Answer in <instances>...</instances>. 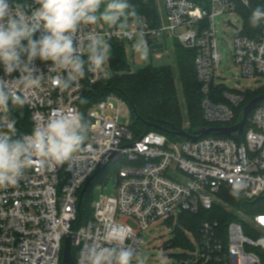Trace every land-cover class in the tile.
I'll return each instance as SVG.
<instances>
[{
	"label": "built area",
	"instance_id": "obj_1",
	"mask_svg": "<svg viewBox=\"0 0 264 264\" xmlns=\"http://www.w3.org/2000/svg\"><path fill=\"white\" fill-rule=\"evenodd\" d=\"M251 2L245 5L243 0H164L166 14L159 25L140 16L129 21L127 36L100 25V21L85 30L100 33L108 43H133L138 34L148 41L169 34L185 48L193 49L204 118L210 124L228 127L234 125L231 122L236 107L246 91L226 89L216 80L223 56L218 49L215 21L226 13L241 17L238 22L228 19L237 28L226 20L227 27L236 31L235 63L245 77H264V22L253 37L246 33L250 26L243 11L252 10ZM34 66L37 73L46 75L50 62L36 60ZM18 76V72L6 76L0 68L4 79ZM99 80H81L71 92L47 83L24 90L31 128L23 131L16 123L17 137L30 133L34 125L58 110L81 113L86 85H95ZM113 97L118 105L124 102L112 93L88 108V137L72 160L44 168L34 163L16 186L0 188V264H66L63 253L68 237L72 238V249L78 251V264L83 248L104 243L103 234L109 223L128 226L131 237L127 243L142 254L146 242L143 233L151 224L160 219L168 222L178 212L198 214L224 205L226 201L220 195L223 189L241 194L249 202L256 200L254 204L264 199V103L249 115L250 126L247 129L246 125L241 143L233 137L210 135H201L197 141H171L154 131L136 138L130 127L120 124L119 108L113 104V114L105 113ZM13 116L19 122L14 111ZM124 157L128 160L118 169L115 195H102L101 201L93 203L94 216L75 227L78 200L87 179ZM234 212L236 216L225 230L219 219L204 221L198 254L192 253L195 264H264V212Z\"/></svg>",
	"mask_w": 264,
	"mask_h": 264
},
{
	"label": "clouds",
	"instance_id": "obj_2",
	"mask_svg": "<svg viewBox=\"0 0 264 264\" xmlns=\"http://www.w3.org/2000/svg\"><path fill=\"white\" fill-rule=\"evenodd\" d=\"M126 20H138L129 0H0V68L6 76L19 73L12 80L0 77V188L16 186L34 163L63 165L80 152L89 125L78 111L58 110L19 137L13 111L28 103L26 89L47 83L71 92L86 78L107 79L111 45L85 29L102 21L127 36ZM261 22L264 8L257 6L249 23L257 27ZM36 60L50 62L46 75L37 73ZM130 237L128 226L107 224L104 243L83 248L78 264H146L145 256L127 243ZM157 259L162 264L164 254Z\"/></svg>",
	"mask_w": 264,
	"mask_h": 264
},
{
	"label": "trees",
	"instance_id": "obj_3",
	"mask_svg": "<svg viewBox=\"0 0 264 264\" xmlns=\"http://www.w3.org/2000/svg\"><path fill=\"white\" fill-rule=\"evenodd\" d=\"M129 2L136 7L138 17H145L153 25L160 24L161 14L157 11L155 0H129ZM257 6L264 8V0H252V10L245 9L243 11L246 22L250 26L246 33L252 37L259 26H251L249 19L253 9ZM109 44L111 45L110 67L115 71L125 72V75L117 76L114 74L109 79L99 80L95 85H86L87 87L82 98L86 102L80 104V111L85 120L88 108L114 93L123 99L124 102L126 101L130 104L131 111L133 112V124L129 127L136 138L141 137L146 132L154 131L164 134L171 141L183 139L172 133L165 132L159 126L161 125V121H165L176 125L179 129H183V111L181 110L180 103V95H182L186 99V109L188 110L190 124V126L183 130H187L191 134H197L201 128L223 126V124L218 123L210 124L204 118L201 82L197 78V69L195 67L196 52L193 49L185 48L180 43H175L173 64L164 66L147 65L136 72H132L128 69L129 63L125 52V43L110 40ZM245 93L244 100L236 107L235 118L231 122L233 124L239 123L242 120L243 109L252 99L256 98V96L264 95V91L262 90L252 93L246 91ZM14 114L16 117H19V122L17 123L21 129L23 131L30 130L31 124L26 108L16 109L14 110ZM249 126L250 124L247 125V129ZM245 131L237 139L239 143L245 140ZM208 135L227 137L216 132ZM89 189L82 198V206L78 208V219L75 222V227L84 225L94 216L91 205L93 200H91ZM220 195L224 197L227 203L234 206L233 209L235 211H243L246 204L254 205V203L245 200L241 194L227 189L221 190ZM89 211L90 216L88 217L85 214ZM261 212H264V210H261ZM235 214L234 211L232 213H225L222 211L221 206L217 205L212 210H202L198 214L184 212L180 215L178 222L182 227L192 230L200 241L201 228L205 220L219 219L222 230H225L229 224L228 222L236 216ZM177 240L178 242L176 243L184 244L188 247L191 243H189L187 236L183 235L179 230H177ZM77 252L74 248L72 249V256L75 261L77 259Z\"/></svg>",
	"mask_w": 264,
	"mask_h": 264
},
{
	"label": "rangeland",
	"instance_id": "obj_4",
	"mask_svg": "<svg viewBox=\"0 0 264 264\" xmlns=\"http://www.w3.org/2000/svg\"><path fill=\"white\" fill-rule=\"evenodd\" d=\"M157 5V11L161 14V20L163 19L166 11L164 10V0H155ZM143 17V16H141ZM145 18V17H143ZM241 17L237 14H229L226 13L224 15H220L216 17L215 23L217 24V37H218V49L221 52L223 59L220 64V70L217 73L216 80L219 84H222L224 88H228L231 90L237 91H249L256 92L257 90L264 91V77L255 76L245 77L241 74V69L235 63L234 59V43L236 38V31L227 27L226 20L233 19L235 22L241 21ZM130 20H126L125 23L129 24ZM100 25H105L102 21H100ZM108 27L107 25H105ZM109 28V27H108ZM125 43V52L127 55V60L129 63V68L132 72H136L140 70V68L145 67L147 65H158L160 63L165 64H173L174 58L172 55H168L161 59V61L155 56L150 54V50L147 45V41L141 34H138L135 42H130L128 40L124 41ZM110 59L107 62L106 68L109 72V78L116 74L117 76L125 75L123 71H115L110 67ZM180 89V86H179ZM180 103L181 110L183 111L182 117V125L183 129L190 126L188 119V110L186 109V99L182 95H180ZM116 109L119 108L120 113V124L124 127H129L133 124V112L131 111V107L129 102H121L118 105L117 100L113 97L109 102L108 108L105 110V113L108 115H112V105ZM183 141L184 139H179ZM127 158L124 157L120 161L115 163H110L105 170L98 176L94 183H92L89 189V194L91 196L92 206L93 203L101 201L102 195L105 196H114L117 188V180H118V172L119 168L127 163ZM221 209L225 213H232L235 209H233V205L226 202L224 205H220ZM264 210V199H260L254 205H248L244 207V212L247 214H256L257 212H261ZM92 212V211H91ZM182 213L178 212L175 215V218L170 219V221L166 222V220L160 219L155 223L151 224L149 228L143 233V238L145 244L143 246L142 254L146 258V264H161V261L157 259V257L163 253L165 259L162 264H195L196 258L192 256V253L198 254L199 248V240L196 238L195 234L192 230H188L185 227H182L178 220ZM88 217L90 216V211L86 213ZM166 222V223H165ZM177 230L183 233V235L187 236L189 240V247L184 244H178L177 240Z\"/></svg>",
	"mask_w": 264,
	"mask_h": 264
},
{
	"label": "water",
	"instance_id": "obj_5",
	"mask_svg": "<svg viewBox=\"0 0 264 264\" xmlns=\"http://www.w3.org/2000/svg\"><path fill=\"white\" fill-rule=\"evenodd\" d=\"M228 22H230V24L232 26H234L235 28H237L233 22H231V20H228ZM261 103H264V95H259L256 96V98L252 99L243 109V116H242V120L234 125H229L228 127H224V126H214V127H205V128H201L197 134H191L189 133L187 130H183V129H179L176 127V125L172 124V123H168L165 121H161V125L160 128L162 130H164L165 132L169 133V134H174L178 137H181L183 139H191L193 141H197L198 139H200L201 135H208L211 133H220L222 135H225L227 137H233L234 139H238L241 134L243 133L246 125H247V120L249 115L257 108L258 105H260ZM103 172V168L97 170V172L95 174H93L92 176H90L87 179V182L84 184V188L80 194L79 197V204L78 206L81 207L83 204L82 198L85 195V193L87 192V190L89 189V185L98 177L101 175V173ZM256 200L251 201L250 203H255ZM65 249H64V253H63V259L64 262L66 264H75V260L73 259L72 256V238L68 237L66 239L65 242Z\"/></svg>",
	"mask_w": 264,
	"mask_h": 264
},
{
	"label": "crops",
	"instance_id": "obj_6",
	"mask_svg": "<svg viewBox=\"0 0 264 264\" xmlns=\"http://www.w3.org/2000/svg\"><path fill=\"white\" fill-rule=\"evenodd\" d=\"M146 41H147L148 48L150 50V54L158 58L160 61L161 59H163L164 57L168 55L169 56L172 55L174 58V53H173L174 46H175V43H179V41H177L176 39H173L171 35L169 34L163 37L154 38L152 41H148V40ZM162 64L163 63H160L155 66H164Z\"/></svg>",
	"mask_w": 264,
	"mask_h": 264
}]
</instances>
